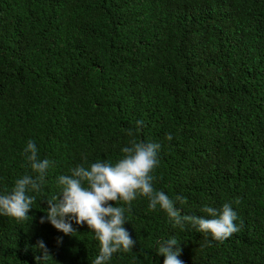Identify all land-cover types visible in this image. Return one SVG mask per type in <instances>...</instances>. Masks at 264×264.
<instances>
[{"label": "trees", "instance_id": "16d2710c", "mask_svg": "<svg viewBox=\"0 0 264 264\" xmlns=\"http://www.w3.org/2000/svg\"><path fill=\"white\" fill-rule=\"evenodd\" d=\"M141 120L134 138L161 144L153 187L186 197L182 215L231 202L240 230H181L139 197L136 244L108 264H164L170 237L183 264H264V0H0V194L32 174L29 140L54 162L27 220L0 215V264H37L38 240L42 264H91L94 233L41 224L47 199L76 165L117 162Z\"/></svg>", "mask_w": 264, "mask_h": 264}, {"label": "clouds", "instance_id": "9594fccd", "mask_svg": "<svg viewBox=\"0 0 264 264\" xmlns=\"http://www.w3.org/2000/svg\"><path fill=\"white\" fill-rule=\"evenodd\" d=\"M143 126L141 120L136 122L135 130H126L127 135L133 138L128 146L121 149L122 156L117 162L76 165L70 169V174L57 178L61 189L59 195L47 199L48 208L45 209L46 216L41 217V224L49 222L56 230L74 236L77 230L73 224L83 226L86 223L94 233L100 247L99 254L91 264H108L118 251L133 250L136 241L124 226L128 223L125 213L131 211L132 202L139 197L147 198L150 210L155 211L158 207L163 210L169 221L181 230L191 225L205 237L210 235L218 242H223L240 230V226L234 223L238 216L231 202L224 203L219 209L204 206L200 210L206 214L204 216L182 215L176 203L186 204V197L177 195L172 199L163 190L153 187V172L160 164L161 144L138 142L134 137ZM172 138L170 133L166 135L167 140L171 141ZM23 154L32 174L25 173L15 180L10 192L0 194V215L15 218L17 222L30 217L29 212L36 202L33 193L42 191L48 169L54 166L53 161L39 158L33 140L28 141ZM118 201L128 207L117 206ZM109 202H115L116 206ZM236 203H239L238 199ZM33 247L35 251L42 252V256L35 257L37 264L52 257L43 240H38ZM181 252L175 237L158 241L156 254L165 258L164 264H183L178 259Z\"/></svg>", "mask_w": 264, "mask_h": 264}]
</instances>
